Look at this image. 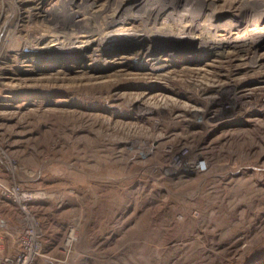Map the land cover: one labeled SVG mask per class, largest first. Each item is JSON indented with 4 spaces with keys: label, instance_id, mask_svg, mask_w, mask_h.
<instances>
[{
    "label": "rangeland",
    "instance_id": "obj_1",
    "mask_svg": "<svg viewBox=\"0 0 264 264\" xmlns=\"http://www.w3.org/2000/svg\"><path fill=\"white\" fill-rule=\"evenodd\" d=\"M58 1L0 0L4 254L24 227L2 194L18 184L35 196L41 224L33 264H264V45L215 56L198 43L264 32V17L233 28L232 0H206L216 15L200 21L202 33L144 41L153 51L118 42L111 53L95 35L85 59L49 62L36 49L59 41H36L45 30L38 11ZM246 88L255 89L250 101ZM170 143L201 148L210 171H169Z\"/></svg>",
    "mask_w": 264,
    "mask_h": 264
},
{
    "label": "bare ground",
    "instance_id": "obj_2",
    "mask_svg": "<svg viewBox=\"0 0 264 264\" xmlns=\"http://www.w3.org/2000/svg\"><path fill=\"white\" fill-rule=\"evenodd\" d=\"M211 1L215 3L219 0ZM260 1L262 3L263 0L228 1L229 3L233 2V7L238 12L236 14L238 15L237 21L230 24L231 27L237 28L240 26L243 18L247 19L251 16L264 17V2L262 5L259 3ZM58 2H49L48 5L38 11L39 20L44 25L45 30L40 34V37L36 36V41L44 43L50 38L59 41V45L56 47L36 49L38 57L49 62L67 63L85 59L87 51L92 48L94 43L92 38L95 35L99 36L96 44L104 53L114 51V47L118 42H129L133 44L132 47L138 48L141 45L147 51H153L152 44L145 45L143 42H147V40L153 42L155 41L153 38L162 36H168L171 40H174L177 37L191 33H202L206 23L201 24L203 22L200 21H209L216 15L215 12L210 11L209 3L206 0H104L96 7L94 3H90L88 0H60ZM104 16L108 19L106 23L101 21V17ZM162 19H168L169 23H162L160 21ZM134 21L140 22L142 26L138 29V32H143L145 37H140L137 31H135L137 33H131V30L127 31V29L112 27ZM83 23H90V28L84 26ZM263 33H253L245 38L238 36L237 40L230 41L234 44L224 40H208L206 38L200 39L198 43L201 48H209L215 56L228 53L229 50L226 49H231L233 53H245V51H256L264 45ZM77 38L82 39L79 42H82L83 45H76ZM25 47L29 52L35 48L33 43ZM152 58L156 59L154 55H152ZM254 88L257 87L254 86ZM254 88L244 89L240 95L244 101L245 98L252 96ZM206 98L209 99L210 97L207 95ZM192 111L197 113L201 110L193 106Z\"/></svg>",
    "mask_w": 264,
    "mask_h": 264
},
{
    "label": "built area",
    "instance_id": "obj_3",
    "mask_svg": "<svg viewBox=\"0 0 264 264\" xmlns=\"http://www.w3.org/2000/svg\"><path fill=\"white\" fill-rule=\"evenodd\" d=\"M224 107H227V105ZM166 148L169 156L167 164L169 171L193 172L201 175H205L210 171V161L201 148L193 144L177 145L172 143ZM2 194L19 209L24 227L18 239V246L13 248V253L4 254L3 248L0 247V264H33L35 259L42 255L41 224L32 212L33 202L36 198L23 190L18 184L10 186L9 189L5 188ZM74 240V230L72 228L69 230L63 244L64 247L70 248Z\"/></svg>",
    "mask_w": 264,
    "mask_h": 264
}]
</instances>
